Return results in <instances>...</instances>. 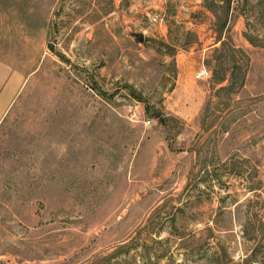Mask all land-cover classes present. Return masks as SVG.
Instances as JSON below:
<instances>
[{"label":"rangeland","instance_id":"1","mask_svg":"<svg viewBox=\"0 0 264 264\" xmlns=\"http://www.w3.org/2000/svg\"><path fill=\"white\" fill-rule=\"evenodd\" d=\"M224 16L0 0V264H264V48L244 37L264 39V0H233L222 36L248 71L230 96L207 66Z\"/></svg>","mask_w":264,"mask_h":264},{"label":"trees","instance_id":"2","mask_svg":"<svg viewBox=\"0 0 264 264\" xmlns=\"http://www.w3.org/2000/svg\"><path fill=\"white\" fill-rule=\"evenodd\" d=\"M232 3L233 0H222L225 16L223 20L219 19L220 22L216 26V32L218 35L216 36L215 40L216 45H220L219 47L214 49L213 61L207 62V66L211 71V80L214 89L219 87L217 89V93H225L228 96L235 94L239 92L242 88H244L248 71L246 67L240 62L242 60V56L243 58H246L248 60L245 51L242 49H238L234 42L228 37L226 38L222 36L223 32L226 30L229 24V13L232 10ZM207 8L213 13L217 12L212 9L210 5H208ZM244 37L247 42L254 48H264V39L254 37L249 33H245ZM165 46L166 48H171L168 45ZM129 94L133 96L137 101L143 102L141 96H138L131 91ZM229 106L230 104L227 101L221 104V107H226V110H228ZM145 111L151 118L157 120L161 124H167L168 119L163 118L161 112L157 111L155 107L145 105Z\"/></svg>","mask_w":264,"mask_h":264},{"label":"crops","instance_id":"3","mask_svg":"<svg viewBox=\"0 0 264 264\" xmlns=\"http://www.w3.org/2000/svg\"><path fill=\"white\" fill-rule=\"evenodd\" d=\"M4 79L2 80V82L0 83V121L2 120V118L4 117V115L6 114L7 111V104L5 101L4 97V92L1 94V91L4 89Z\"/></svg>","mask_w":264,"mask_h":264},{"label":"water","instance_id":"4","mask_svg":"<svg viewBox=\"0 0 264 264\" xmlns=\"http://www.w3.org/2000/svg\"><path fill=\"white\" fill-rule=\"evenodd\" d=\"M134 37H136L138 43L144 42V36L142 34H135Z\"/></svg>","mask_w":264,"mask_h":264},{"label":"built area","instance_id":"5","mask_svg":"<svg viewBox=\"0 0 264 264\" xmlns=\"http://www.w3.org/2000/svg\"><path fill=\"white\" fill-rule=\"evenodd\" d=\"M209 72L204 68L199 74H198V78L202 77V76H208Z\"/></svg>","mask_w":264,"mask_h":264}]
</instances>
